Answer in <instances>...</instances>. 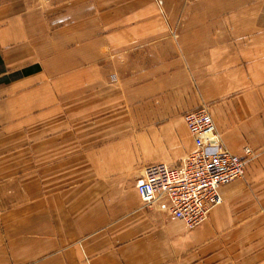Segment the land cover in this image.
<instances>
[{"label": "crops", "instance_id": "0c3cea01", "mask_svg": "<svg viewBox=\"0 0 264 264\" xmlns=\"http://www.w3.org/2000/svg\"><path fill=\"white\" fill-rule=\"evenodd\" d=\"M201 106L255 155L187 228L136 184ZM0 264H264V0H0Z\"/></svg>", "mask_w": 264, "mask_h": 264}, {"label": "built area", "instance_id": "2783aa9c", "mask_svg": "<svg viewBox=\"0 0 264 264\" xmlns=\"http://www.w3.org/2000/svg\"><path fill=\"white\" fill-rule=\"evenodd\" d=\"M183 118L195 148L177 164L144 165L136 190L144 205L156 203L192 228L221 202L220 187L244 175L246 163L255 152L249 147L244 148V155L228 150L206 106L186 111Z\"/></svg>", "mask_w": 264, "mask_h": 264}, {"label": "rangeland", "instance_id": "374dc122", "mask_svg": "<svg viewBox=\"0 0 264 264\" xmlns=\"http://www.w3.org/2000/svg\"><path fill=\"white\" fill-rule=\"evenodd\" d=\"M26 146H28V145H26ZM30 161H31L30 159L26 160V162H27V167L30 166Z\"/></svg>", "mask_w": 264, "mask_h": 264}]
</instances>
